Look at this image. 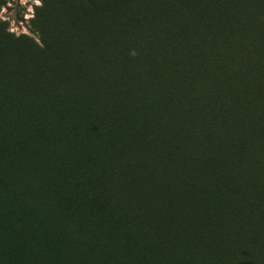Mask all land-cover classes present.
<instances>
[{
    "label": "rangeland",
    "instance_id": "1",
    "mask_svg": "<svg viewBox=\"0 0 264 264\" xmlns=\"http://www.w3.org/2000/svg\"><path fill=\"white\" fill-rule=\"evenodd\" d=\"M211 16L231 24L230 40L241 47L234 58H264V0H0V233L15 248L27 249L30 264H235L228 251L214 253L208 240L197 236L196 225L205 224L202 212L192 218L174 212L166 184L171 174L148 169L147 152L166 149L154 135L178 138L163 109H157L161 98L151 90L142 93L152 79L100 54L118 59V42L114 50L103 39L109 26L123 23L121 44L125 34L124 42L133 36L141 40L175 24L176 31L208 30ZM248 48L251 53L245 54ZM99 63L96 73L93 65ZM138 94L147 101L143 105L141 100V107L131 103L140 101ZM238 110L248 114L253 107ZM71 136L101 146L113 159L93 160V170L88 169L86 156L79 153L76 160L70 154ZM41 145L67 159L62 171L49 174L51 180L31 172L40 166ZM121 180L136 191L131 207L118 210L120 219L109 214L104 234L97 224L90 230L85 207L103 206L102 184ZM60 185L67 205L63 211L74 213L75 223L88 228V241L102 242L97 253L88 252L90 258L77 252L76 260L60 262L40 233L57 217L50 198ZM45 215L50 222H44ZM11 228L26 239L14 238ZM140 231L152 239L142 243ZM33 234L38 235L35 241Z\"/></svg>",
    "mask_w": 264,
    "mask_h": 264
},
{
    "label": "trees",
    "instance_id": "2",
    "mask_svg": "<svg viewBox=\"0 0 264 264\" xmlns=\"http://www.w3.org/2000/svg\"><path fill=\"white\" fill-rule=\"evenodd\" d=\"M208 18V30L183 32L175 30L176 24L171 27L159 25L160 29L146 34L141 40L133 36L124 42L125 34L122 46L119 45L124 34L123 23L121 29L109 26L103 39L114 44L111 48L114 50L115 42H118V59L100 54L105 61L152 79V85L142 93L146 95L151 90L161 98L162 103L157 104V109H163L162 113L171 121L174 131H178L176 140L158 135L153 138L173 151L152 149L147 152L148 169L157 168L162 174H171L168 181L165 177V182L170 194L168 200L175 205L174 212L189 218L202 212L205 224L196 225L195 232L202 240H208L214 253L228 251L235 264H264V58L255 60L247 55L234 58L233 53L241 47L230 40L234 32L231 24H226L219 16ZM250 51L248 48L244 53L250 54ZM102 64L93 65L97 71L91 68L98 73ZM129 81L134 84L132 78ZM138 99L139 102H130L137 107H141V100L143 105L147 103L143 95ZM150 99L156 105V99ZM252 107L248 114L238 110ZM143 134L148 136V131L144 130ZM70 139L67 140L70 154L76 160H79V153L86 156L84 163L90 170H93V160L113 159V155H108V150L101 146L77 141L72 136ZM63 143L66 145L65 141ZM38 155L40 166L32 168V175H42L48 180H51L49 174L62 171L67 161L45 145L38 148ZM88 185L84 184V188H89ZM102 187L105 204L85 208L88 209V228L93 231L97 224L104 234L109 224L106 217L114 213L120 219L122 215L118 210L131 207L136 191L122 180L112 184L104 182ZM63 191L62 185L52 189L50 209L56 208L57 217L55 220L50 218L53 226L40 232L47 236V246L60 262L72 257L77 259V252L92 250L90 253L94 254L98 248H103L99 240L88 241L89 235L87 238L85 232L90 231L75 223L74 213L63 211L67 207L62 200ZM45 216L44 222H50L49 216ZM10 232L14 238L26 239L17 228H11ZM0 235V264L31 263L28 256L25 257L27 249L15 248L13 243H8L10 238ZM140 236L142 243L152 239L150 233L143 235L140 231ZM36 239L38 235L33 234V240ZM21 244H25V240ZM8 252L11 254L6 258ZM81 258L87 261L85 257Z\"/></svg>",
    "mask_w": 264,
    "mask_h": 264
},
{
    "label": "bare ground",
    "instance_id": "3",
    "mask_svg": "<svg viewBox=\"0 0 264 264\" xmlns=\"http://www.w3.org/2000/svg\"><path fill=\"white\" fill-rule=\"evenodd\" d=\"M67 244V243H66ZM60 246V245H59ZM64 247H66V246H64ZM68 247V246H67ZM62 248V247H61ZM64 249V248H63ZM61 250V249H60ZM54 253V252H53ZM61 253H63L64 254V252H61ZM60 255V254H59ZM72 255V254H71ZM73 258V257H72ZM53 259V258H52ZM10 260V259H9ZM74 260H76V259H74ZM13 261V260H12ZM20 261V260H19ZM54 261V260H53ZM52 261V262H53ZM9 262H11V261H9ZM39 262V261H38ZM44 262V261H43ZM56 262V261H55ZM64 262V261H63ZM21 263H22V261H21ZM59 263V262H58ZM77 264V263H76Z\"/></svg>",
    "mask_w": 264,
    "mask_h": 264
}]
</instances>
